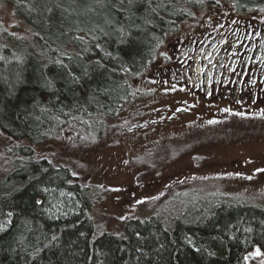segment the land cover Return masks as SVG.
I'll use <instances>...</instances> for the list:
<instances>
[{
	"label": "trees",
	"instance_id": "1",
	"mask_svg": "<svg viewBox=\"0 0 264 264\" xmlns=\"http://www.w3.org/2000/svg\"><path fill=\"white\" fill-rule=\"evenodd\" d=\"M33 30L24 42L0 25V130L33 146L115 118L133 96L131 76L154 51L185 2L200 0H1ZM238 12L264 0H221ZM187 12V13H186ZM93 120V121H94ZM0 179V264H248L264 255V207L222 196H190L121 234L100 232L90 215L96 194L66 166L37 158L28 145Z\"/></svg>",
	"mask_w": 264,
	"mask_h": 264
},
{
	"label": "rangeland",
	"instance_id": "2",
	"mask_svg": "<svg viewBox=\"0 0 264 264\" xmlns=\"http://www.w3.org/2000/svg\"><path fill=\"white\" fill-rule=\"evenodd\" d=\"M200 1L185 2L188 13L157 45L152 65L130 77L133 96L117 117L87 120L40 146L13 142L0 130V179L15 158L7 151L28 145L37 158L69 167L96 194L90 215L100 232L115 234L128 219L147 218L187 196L264 207V86L249 82L233 94L227 82L219 88L225 94L213 96L174 76L187 49L211 33L217 42L229 27L264 33V8L241 13L229 2ZM0 25L33 41L12 3L0 0ZM247 261L264 264V255L255 248Z\"/></svg>",
	"mask_w": 264,
	"mask_h": 264
},
{
	"label": "flooded vegetation",
	"instance_id": "3",
	"mask_svg": "<svg viewBox=\"0 0 264 264\" xmlns=\"http://www.w3.org/2000/svg\"><path fill=\"white\" fill-rule=\"evenodd\" d=\"M214 34L187 49L186 62L174 76L213 96L224 95L227 89L219 88L227 82L234 87L233 94L252 82L264 86V33L229 27L228 36L218 42ZM245 75L250 81L243 84Z\"/></svg>",
	"mask_w": 264,
	"mask_h": 264
}]
</instances>
